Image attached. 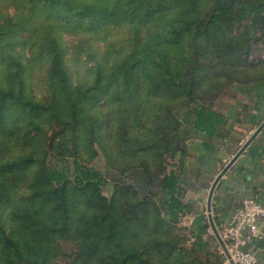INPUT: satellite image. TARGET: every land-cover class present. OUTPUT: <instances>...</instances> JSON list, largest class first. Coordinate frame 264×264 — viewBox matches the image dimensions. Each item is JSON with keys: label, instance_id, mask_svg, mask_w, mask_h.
<instances>
[{"label": "rangeland", "instance_id": "1", "mask_svg": "<svg viewBox=\"0 0 264 264\" xmlns=\"http://www.w3.org/2000/svg\"><path fill=\"white\" fill-rule=\"evenodd\" d=\"M43 1L0 0V89L9 97L0 120L2 227L30 262L76 264L79 243L74 231H81V222L90 224L107 212V205L96 204L98 195L112 202L111 217L125 233L127 248L137 250L144 261L150 233L154 242L161 239L189 250L192 243L183 224L171 227L166 239L165 230L156 235L147 230V202L155 199L147 193L140 198L124 175L142 169L156 176L172 160L178 142L172 116L187 98L173 100L147 91V59L161 57L156 53L160 44L170 40L184 20L207 19L216 0ZM55 2L62 6L51 10ZM243 7L231 5V14ZM245 14L222 27L224 36V30H216L211 38L205 31L208 25L198 24L194 39L172 38V47L162 50L170 52L173 62L177 57L196 59V96L219 111L235 100L232 87L256 71L264 72V31ZM192 45L197 54H192ZM246 46L248 59L241 50ZM57 58L67 87L57 86L52 78L51 64ZM141 63L145 68L130 74ZM26 101L47 111L30 112L22 105ZM74 160L105 175L107 183L93 193L76 190L70 180ZM42 164L57 166L69 178L63 200L47 204L48 189L38 181ZM32 217L36 226L27 219ZM86 245L91 246L89 241ZM105 248L101 245L97 252L102 255ZM4 256L0 246V264L14 263ZM160 259L156 253L151 260L157 264Z\"/></svg>", "mask_w": 264, "mask_h": 264}, {"label": "trees", "instance_id": "2", "mask_svg": "<svg viewBox=\"0 0 264 264\" xmlns=\"http://www.w3.org/2000/svg\"><path fill=\"white\" fill-rule=\"evenodd\" d=\"M50 0H44V4H48ZM215 6L208 13L207 19L199 20L186 19L180 23L182 28L177 29L171 33L172 38H182L188 35L194 39L196 32H198V24L208 25V31L205 29L208 36L213 38L216 35V30H224L225 24H232L238 17L241 18L245 16V12L248 13V18L253 16L254 21L252 22L254 26H260V29L264 31V0H216ZM231 5H238L241 9V13L231 14ZM61 3L55 2L51 10L58 9L61 7ZM137 10V9H136ZM182 14H188L186 12ZM232 18V20H231ZM219 24V28L216 27ZM223 27V28H222ZM264 33V32H263ZM247 33L245 36H248ZM220 36V35H219ZM244 36V37H245ZM221 37V36H220ZM167 38V37H165ZM208 38L207 40H210ZM170 39V40H171ZM170 40L166 39L162 48L156 51L157 54H161V57L147 59V74L151 84L147 85V91H151V94H161L166 98H171L173 100L179 98H187L186 103L179 107L176 113L172 116L174 118V124L177 126V139L178 142L175 144L173 149V157L178 153L185 152V142L189 139L192 130H196L205 135L212 136L216 130V126L221 123V115L212 111L211 107L204 104L197 96L196 93L199 91L200 83L198 81V67L197 61L194 58H187L181 60L177 57L178 62L170 61V52L162 51L172 47L170 45ZM192 54H197L199 49H195L192 45ZM250 47H242L241 50L244 52L246 59L249 58ZM137 63H140L138 61ZM52 65L51 74L57 86L67 87L68 82L66 78V72L62 66L61 58H57ZM144 63L140 66H135L130 69V74L136 75L138 71L144 69ZM249 80L242 81L236 87H232V91L236 96H258L259 100L264 99V72L256 71V73L248 78ZM69 92H66L68 94ZM163 93V94H162ZM65 94V95H66ZM0 95L2 96V103H0V120L1 113L5 108L4 101H8V93L3 92L0 89ZM12 100H16L12 98ZM25 108L30 112H41L47 111V108L33 103L32 101H26L22 103ZM180 114V119H177L176 115ZM176 118H175V117ZM55 154V153H54ZM55 160H58L59 154L55 155ZM28 165L31 164V158L26 161ZM73 177H71V182L75 189L78 191L91 192L93 193L99 185H105L107 183L106 176L101 174L99 171L89 167L88 165L81 164L78 161H73ZM108 171H113V169L107 168ZM124 174L121 170H116ZM113 174V173H112ZM149 177V176H148ZM38 181L41 188L48 189L47 204L52 203L57 200H63L67 192V184L69 183V178L65 177L63 172L58 169L57 166L48 167L42 164L38 173ZM177 178L175 175L165 176V187L169 189V197L165 200L155 199V201L147 202V230L153 229L156 235L159 230H165L171 236L172 231H169L171 227L176 225V222L170 221L165 218L163 210L165 207L169 208L171 211L181 213L184 206L180 200L172 195V191L175 190ZM179 189V188H178ZM112 202H107L104 199L96 195V204L103 206L107 205V212L105 216L94 218V222L86 224L81 222V231H74L76 235V240L79 243V250L75 257L76 264H153L152 258L156 253L160 254V262L157 264H170L173 260L174 264H224L225 258L219 253H210L207 251V242L203 240H194L190 234H188L191 240V247L189 250L180 249L176 244L161 242H154L153 234H149L150 240L147 241V258L144 261L143 255H140L135 249H128L125 243V233L120 231L117 227L116 220L112 218ZM139 206L143 202L138 203ZM110 216V217H109ZM145 218V217H144ZM28 221L36 226L37 218L32 217L27 218ZM150 220L153 224L150 223ZM68 225V224H67ZM90 242V247L87 242ZM101 245H105V252L100 255L97 251L100 249ZM0 246L4 252V261L14 262L13 264H42L38 262H30L21 247L17 244L10 236L6 233L2 224L0 222ZM142 258V260H141ZM172 264V263H171Z\"/></svg>", "mask_w": 264, "mask_h": 264}, {"label": "crops", "instance_id": "3", "mask_svg": "<svg viewBox=\"0 0 264 264\" xmlns=\"http://www.w3.org/2000/svg\"><path fill=\"white\" fill-rule=\"evenodd\" d=\"M221 115V123L212 136L192 130L185 142V152L166 161L163 173L148 177L147 196L165 200L169 189L165 176L177 178L172 195L180 200L181 213L165 207V218L187 227L194 240L207 242V251L220 254V244L208 219L209 189L229 161L264 121V99L257 95L236 96ZM179 188V189H178ZM264 200V127L236 158L218 181L211 201V219L218 234L233 221V214L243 199ZM246 247L255 252L257 264H264V239L244 234Z\"/></svg>", "mask_w": 264, "mask_h": 264}, {"label": "built area", "instance_id": "4", "mask_svg": "<svg viewBox=\"0 0 264 264\" xmlns=\"http://www.w3.org/2000/svg\"><path fill=\"white\" fill-rule=\"evenodd\" d=\"M246 232L264 239V200L243 199L234 211L232 223L226 225L219 233L234 264H257L255 252L246 247ZM220 254L230 264L222 248Z\"/></svg>", "mask_w": 264, "mask_h": 264}, {"label": "water", "instance_id": "5", "mask_svg": "<svg viewBox=\"0 0 264 264\" xmlns=\"http://www.w3.org/2000/svg\"><path fill=\"white\" fill-rule=\"evenodd\" d=\"M264 127V121L258 126L256 131L251 135V137L244 143V145L238 150V152L234 155V157L229 161V163L224 167V169L218 174V176L215 178L213 181L209 192H208V197H207V212H208V219L211 224L212 229L214 230L215 236L224 251L227 259L229 260L230 264H234L233 261L230 259L229 254L227 253L225 246L218 234V232L215 230L212 219H211V201H212V195L214 192V189L220 180V178L224 175V173L228 170V168L231 166V164L236 160V158L245 150V148L249 145V143L253 140V138L260 132V130ZM124 178L127 180L133 182L134 189L138 193L140 198H144V196L147 193L148 189V177L146 173L142 169H136L133 170L129 175H124Z\"/></svg>", "mask_w": 264, "mask_h": 264}]
</instances>
